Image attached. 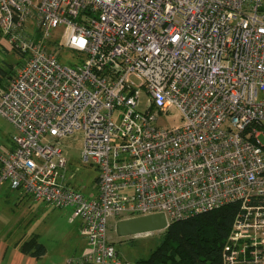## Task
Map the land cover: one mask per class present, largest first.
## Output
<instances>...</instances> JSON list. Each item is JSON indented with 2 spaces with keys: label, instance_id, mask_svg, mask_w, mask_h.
Listing matches in <instances>:
<instances>
[{
  "label": "built area",
  "instance_id": "1",
  "mask_svg": "<svg viewBox=\"0 0 264 264\" xmlns=\"http://www.w3.org/2000/svg\"><path fill=\"white\" fill-rule=\"evenodd\" d=\"M0 38L23 53L0 87V118L15 128L0 187L81 219L86 247L63 264H131L110 218L169 223L229 203L223 264H264V0H0ZM172 109L181 124L162 125ZM76 131L99 171L94 195L64 178L59 140Z\"/></svg>",
  "mask_w": 264,
  "mask_h": 264
},
{
  "label": "rangeland",
  "instance_id": "2",
  "mask_svg": "<svg viewBox=\"0 0 264 264\" xmlns=\"http://www.w3.org/2000/svg\"><path fill=\"white\" fill-rule=\"evenodd\" d=\"M27 27L30 31H33L34 23L32 19L28 20ZM61 32V27L51 31L50 37L46 41V44L50 47V49L52 47L58 48ZM0 40H2V38H0ZM7 48L8 47L0 44V65L4 63L6 67H8L9 64H12L15 68L17 67V61L21 59L23 60V58L13 50L9 48L7 50ZM58 51V56L61 62L72 64L76 61L77 51L69 50L67 48H60ZM146 101L147 96L142 94L140 97L139 107L143 109ZM0 119L2 121L0 122V140L3 141L10 133L13 134L15 132V128L10 122L4 120L3 118ZM181 122L182 121L178 116V112L175 109H172L170 111V115L166 118L160 119V123L162 125L169 127L178 126ZM59 146L61 148L62 155L67 160V171L64 177L65 181L83 194H88L93 189V185L96 182L99 171L92 163H83L82 161V131H76L66 137H63L59 140ZM25 204L27 203L22 205L20 204V206L15 210L20 211L23 209V206L26 208ZM40 204L45 206L44 203ZM46 206L48 207L50 213L37 215L31 220L29 219L32 216L29 217V219L24 217L20 231L23 230V232H27V235L33 231L40 232L41 240L48 246L49 258L55 259L58 257L57 249L65 247L66 251H74L75 244L79 243V235L76 234V226L79 221L76 219L75 221L70 222L68 214H63L64 211H62V209L53 207L50 204H47ZM0 207L5 206L1 205ZM3 210L4 209L1 210L0 208V225L9 224L7 214H5ZM60 212L61 214H59ZM116 222L117 220L114 218H110L108 221L107 236L115 245L120 256L131 264H137L136 261L139 258L147 257L162 237V230L152 232L151 234L144 236H120L116 232Z\"/></svg>",
  "mask_w": 264,
  "mask_h": 264
},
{
  "label": "trees",
  "instance_id": "3",
  "mask_svg": "<svg viewBox=\"0 0 264 264\" xmlns=\"http://www.w3.org/2000/svg\"><path fill=\"white\" fill-rule=\"evenodd\" d=\"M23 58V53L11 49ZM22 59L17 61L20 66ZM0 65V87L16 71L9 64ZM238 204L229 203L219 208L172 220L162 230L156 247L137 264H223V247L232 227ZM21 250L35 257L45 254V246L34 235L22 241Z\"/></svg>",
  "mask_w": 264,
  "mask_h": 264
},
{
  "label": "crops",
  "instance_id": "4",
  "mask_svg": "<svg viewBox=\"0 0 264 264\" xmlns=\"http://www.w3.org/2000/svg\"><path fill=\"white\" fill-rule=\"evenodd\" d=\"M0 44L7 47L3 39L0 40ZM0 122H2L1 119ZM11 135L12 134L10 133L5 138V140H0V145L3 144L9 146L11 144ZM67 184L69 183L67 182ZM94 194H96V188L93 185V189L87 195ZM0 202V206H5L0 208L1 210L4 209L3 211L5 214H7L9 222V224L0 225V264H63L71 258L79 256L85 249L86 241L82 233H80L83 223L81 219L73 216L72 210L70 208L59 209L64 211L63 214H68L70 222L75 221L76 219L79 221L78 225L76 226V234L79 235V243L75 244L73 252L66 251L65 247L57 249L58 257L55 259H50L48 246L44 241L41 240L40 232L33 231L27 235V232H23V230L20 231L24 217L29 219V217L32 216L29 219L31 220L37 215L50 213L48 207L46 206L47 203L40 200H34L31 195L24 193L19 189H12L7 183H3L0 187ZM24 203H27L25 204L26 208L23 206V209L25 208L24 210H15L20 206V204L22 205ZM40 203H44L45 206ZM59 214H61V212ZM34 235L37 237V240L46 248L45 254L40 257H35L29 253H25L20 248L22 241L27 240Z\"/></svg>",
  "mask_w": 264,
  "mask_h": 264
},
{
  "label": "water",
  "instance_id": "5",
  "mask_svg": "<svg viewBox=\"0 0 264 264\" xmlns=\"http://www.w3.org/2000/svg\"><path fill=\"white\" fill-rule=\"evenodd\" d=\"M164 213L136 216L120 219L116 222V232L120 236H131L149 231H161L168 226Z\"/></svg>",
  "mask_w": 264,
  "mask_h": 264
}]
</instances>
